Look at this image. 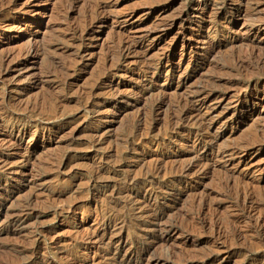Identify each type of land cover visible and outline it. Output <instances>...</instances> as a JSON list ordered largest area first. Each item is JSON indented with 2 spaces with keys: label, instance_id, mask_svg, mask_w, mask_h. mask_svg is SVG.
I'll use <instances>...</instances> for the list:
<instances>
[{
  "label": "rangeland",
  "instance_id": "1",
  "mask_svg": "<svg viewBox=\"0 0 264 264\" xmlns=\"http://www.w3.org/2000/svg\"><path fill=\"white\" fill-rule=\"evenodd\" d=\"M0 3V264H264V0Z\"/></svg>",
  "mask_w": 264,
  "mask_h": 264
},
{
  "label": "bare ground",
  "instance_id": "2",
  "mask_svg": "<svg viewBox=\"0 0 264 264\" xmlns=\"http://www.w3.org/2000/svg\"><path fill=\"white\" fill-rule=\"evenodd\" d=\"M63 1H64V0H63ZM69 1H70V0H69ZM1 2H2V1H1ZM2 3H3V2H2ZM2 3H0V4H2ZM9 4H10V3H9ZM72 5H73V4H72ZM69 6H70V4H69ZM1 8H2V7H1ZM92 8H93V7H92ZM89 10H91V9H89ZM92 10H93V9H92ZM92 10H91V11H92ZM64 11H65V10H64ZM99 11H100V10H99ZM89 13H90V12H89ZM93 13H94V12H93ZM64 14H65V13H64ZM101 14H102V13H101ZM101 14H100V15H101ZM94 16H95V15H94ZM94 16H93V17H94ZM102 17H103V16H102ZM87 18H88V17H87ZM97 18H98V17H97ZM88 19H89V18H88ZM90 19H91V18H90ZM94 20H95V19H94ZM258 20H259V19H258ZM86 21H87V20H86ZM89 22H90V21H89ZM86 23H87V22H86ZM78 24H79V23H78ZM89 24H90V23H89ZM79 25H81V24H79ZM83 27H85V26H83ZM83 27H82V28H83ZM82 28H81V29H82ZM87 28H88V27H87ZM87 28H86V29H87ZM72 29H73V28H72ZM91 29H92V28H91ZM79 32H80V31H79ZM80 33H81V32H80ZM76 35H77V34H76ZM94 37H95V36H94ZM126 42H127V40H126ZM132 42H133V41H132ZM134 42H135V41H134ZM123 43H124V42H123ZM130 44H132V43L130 42ZM121 45H122V44H121ZM128 45H129V44H128ZM128 45H127V47H128ZM118 46H119V45H118ZM124 48H125V47H124ZM125 49H126V48H125ZM131 49H132V48H131ZM37 50H38V49H37ZM48 50H49V49H48ZM119 51H120V50H119ZM128 51H129V50H128ZM126 52H127V51H126ZM120 53H121V52H120ZM120 53H119V54H120ZM125 54H126V53H125ZM124 56H125V55H124ZM235 60H236V59H235ZM241 60H242V59H241ZM110 61H111V60H110ZM239 64H241V63H239ZM237 65H238V64H237ZM1 66H2V65H1ZM252 68H253V67H252ZM257 68H258V67H257ZM147 70H148V69H147ZM145 72L147 73V71H145ZM149 72H150V71H149ZM254 72H256V71H254ZM152 73H153V72H151V74H152ZM146 76H147V75H146ZM137 92H138V91H137ZM182 101H183V100H182ZM161 102H162V101H161ZM158 104H159V103H158ZM186 104H187V103H186ZM160 105H161V104H159V106H160ZM184 105H185V104H184ZM182 106H183V105H182ZM31 107H32V106H31ZM184 107H185V106H184ZM184 107H183V108H184ZM173 108H174V107H173ZM177 108H178V105H177ZM179 108H180V104H179ZM179 108L177 109V111L179 110ZM191 108H192V106H191ZM151 109H152V108H151ZM175 109H176V108H175ZM181 109H182V108H181ZM186 109H187V108H186ZM180 112H181V110H180L178 113H180ZM187 112H188V109L182 111L180 115H179L178 113H176V114H178L179 117L182 118L183 115H185V117H186ZM195 113H196V112H195ZM193 114H194V113H193ZM173 116H174V115H173ZM173 116H172V117H173ZM190 116H192V113H191ZM190 116H189V117H190ZM177 118H178V117H177ZM177 118H176V119H177ZM187 118H188V117H187ZM187 118H186V119H187ZM193 118H195V117H193ZM38 119H39V118H38ZM173 119H175V118H173ZM173 119H172V121H173ZM178 119H180V118H178ZM183 119H184V118H183ZM183 119H182V120H183ZM188 119H189V118H188ZM38 121H39V120H38ZM177 121H178V120H175L174 122L177 123ZM184 121H185V120H184ZM184 121H183V122H184ZM178 123H179V122H178ZM180 123H181V122H180ZM176 132H177V131H176ZM207 136H208V135H207ZM202 137H203V136H202ZM202 137H201V138H202ZM207 138H209V137H207ZM202 139H203V138H202ZM204 139H205V138H204ZM197 140H198V139H197ZM197 140H196V141H197ZM200 141H201V140H200ZM206 141H207V139H206ZM194 143H195V142H194ZM204 143H205V142H204ZM194 146H195V145H194ZM197 150H198V148H197ZM195 152H196V151H195ZM196 156H197V155H196ZM196 158H197V157H196ZM196 161H197V160H196ZM201 161H202V160H201ZM0 163H1V162H0ZM195 164H197V163L195 162ZM192 165H193V163H192ZM185 168H186V167H185ZM195 169H196V168H195ZM182 170H183V169H182ZM192 170L194 171L193 168H192ZM186 172H187V170H186ZM191 172H192V171H191ZM181 173H182V171H181ZM184 174H185V172H184ZM248 197H249V196H248ZM148 213H149V212H148ZM163 213H164V212H163ZM163 213H162V214H163ZM154 215H156V214H154ZM160 215H161V214H160ZM156 216H157V215H156ZM160 217H161V216H160ZM153 218H154V217H153ZM156 218H157V217H156ZM153 220L155 221V219H153ZM154 236H155V235H154ZM156 237H157V235H156Z\"/></svg>",
  "mask_w": 264,
  "mask_h": 264
}]
</instances>
